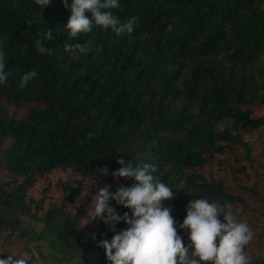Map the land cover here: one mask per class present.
Wrapping results in <instances>:
<instances>
[{"label":"trees","instance_id":"16d2710c","mask_svg":"<svg viewBox=\"0 0 264 264\" xmlns=\"http://www.w3.org/2000/svg\"><path fill=\"white\" fill-rule=\"evenodd\" d=\"M119 3L122 10L112 11L121 21L138 18L131 34L93 25L70 40L63 0L44 9L34 0H0L8 74L0 84V259L22 243L28 264H43L42 242L66 261L110 264L87 231L96 227L101 239L113 232L88 211L99 188L114 193L133 183L111 176L118 159L156 166V178L173 189L163 206L177 224L191 200L204 198L230 205L253 231L242 218L264 203V160L253 159L264 149V113L253 111L264 106V0ZM48 29L51 52L39 54L35 41ZM65 43L91 51L74 59ZM32 70L37 76L21 89ZM257 227L245 251L251 264H264V213ZM178 234L187 245V233Z\"/></svg>","mask_w":264,"mask_h":264},{"label":"clouds","instance_id":"9594fccd","mask_svg":"<svg viewBox=\"0 0 264 264\" xmlns=\"http://www.w3.org/2000/svg\"><path fill=\"white\" fill-rule=\"evenodd\" d=\"M50 2L34 0L43 9ZM63 2L71 13L64 24L70 40L91 32L93 25L110 28L116 36L131 34L138 22L134 16L121 21L113 13L112 9H121L119 0H72L70 5L68 0ZM86 13H91V19ZM172 30L170 24L166 31ZM40 36L42 39L35 41L36 51L50 54L51 49L43 41L52 39V29ZM63 47L74 59L79 58L77 54L86 55L91 51L87 44L81 43H65ZM6 63L5 54L0 52V84L6 83L8 78ZM36 76L35 70L25 73L19 87L24 88ZM117 163L120 167L111 172V176L130 179L133 183L127 187L119 185L114 193L110 191V185L99 188L88 211L92 221L102 220L115 233L110 240L100 239L97 243L110 264H251L245 246L255 234L247 222L233 214L230 205L204 198L193 199L186 206L183 222L177 224L171 214L172 208L163 206V201L174 199L173 189L156 178V166L136 163L132 159H118ZM99 169L101 176L109 175L107 167ZM110 201L128 209L130 214L125 212L120 215L110 206ZM121 222L127 228L117 233L116 225ZM178 229L187 233V245L178 234ZM0 264H28V254H10L6 259H0Z\"/></svg>","mask_w":264,"mask_h":264},{"label":"rangeland","instance_id":"374dc122","mask_svg":"<svg viewBox=\"0 0 264 264\" xmlns=\"http://www.w3.org/2000/svg\"><path fill=\"white\" fill-rule=\"evenodd\" d=\"M254 113L259 115V114H262L264 113V106H258V107H254ZM10 113L16 117L20 116L21 113H18L17 111H10ZM253 159L257 162V161H263L264 160V149L260 150L258 147H257V152L253 154ZM241 179V178H240ZM4 179L0 176V181H3ZM229 188H231V186H229ZM230 191H232V189H230ZM260 203V202H258ZM252 204V203H251ZM257 205V208H256V211L258 212H255V213H249V215H245L244 217L245 218H242L244 220H247L250 225L252 226L253 228V232H257V225L258 223L260 222V215L264 213V203L261 205V204H256ZM22 222L25 224V225H31V223L26 219V218H21ZM33 226V233H36L38 234V232H40L41 230V227L40 225H32ZM127 228V225L125 224L121 230H125ZM119 230V231H121ZM119 231H116L117 233ZM115 233H111V234H108L107 237H105V239H111L112 236L114 235ZM95 235V239L93 238ZM101 238H99L97 236V229L96 227H92V228H89L88 231H87V240L90 244H95L97 245L98 241L100 240ZM29 248H31V246L33 245L32 243H28L27 244ZM39 246V248H37L39 250V252L41 254H43L46 258V262H44L43 264H77L79 263V260L76 259V260H70V261H66L63 259L64 255H52L51 254V251L50 249H55L54 246L52 245H48L46 249H44L45 247V243H38L37 244ZM17 248L15 250H13V254H22V253H26L23 251L24 249V245L22 243H18L17 245ZM50 248V249H49ZM100 253L102 254H105L104 253V250L101 248L100 249Z\"/></svg>","mask_w":264,"mask_h":264}]
</instances>
